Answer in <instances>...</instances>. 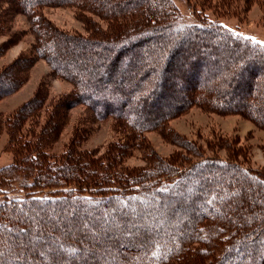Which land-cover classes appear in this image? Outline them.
Wrapping results in <instances>:
<instances>
[{
    "label": "trees",
    "instance_id": "1",
    "mask_svg": "<svg viewBox=\"0 0 264 264\" xmlns=\"http://www.w3.org/2000/svg\"><path fill=\"white\" fill-rule=\"evenodd\" d=\"M0 1L27 17L35 36V57L0 73V99L22 84L14 71L40 58L74 85L53 113L77 102L98 120L113 118L121 135L103 157L72 144L62 160L50 159L55 119L43 121L32 156L0 169V261L17 264L31 242L32 263L61 264L64 256L67 264H262L264 172L236 160H190L199 152L179 141L185 152L172 159L146 152L145 168L118 165L136 142L144 149V133L165 131L168 116L187 105L246 109L264 127V43L209 20L202 8L190 11L194 20H181L174 0ZM46 6L100 13L113 23L110 35L87 41L58 31L38 14ZM47 99L36 94L13 113L10 133L39 118ZM162 106L173 110L159 112ZM19 178L32 184L10 195L6 184ZM184 206L190 215L180 217ZM99 232L115 233L100 242Z\"/></svg>",
    "mask_w": 264,
    "mask_h": 264
},
{
    "label": "rangeland",
    "instance_id": "2",
    "mask_svg": "<svg viewBox=\"0 0 264 264\" xmlns=\"http://www.w3.org/2000/svg\"><path fill=\"white\" fill-rule=\"evenodd\" d=\"M174 3L181 20L187 22L194 20L190 11L194 10L196 15L203 10L206 12L203 15L209 20L218 21L231 30L238 29L255 41L264 43V0H174ZM38 14L58 31L87 41L102 40L109 36L110 25L113 24L100 13L76 6H46ZM2 22L4 25L0 27L2 29L0 46L4 48V51L0 55V73L5 72L17 59L26 58L27 60L35 57V36L30 31L28 18L13 12L7 3L0 1V26ZM89 47L91 50L96 49L91 45ZM72 51L84 52L83 57L86 60L87 53L84 49L75 46ZM21 67V71L14 72L23 79L22 84L16 91L0 99V169L14 162H23L25 158L32 156V140H36L34 136L38 134L43 121L45 122L46 119L48 121L51 117L55 119L54 135L46 146L50 159L54 157L62 160L66 148L72 144L80 151L91 152L92 156L100 158L106 155L111 147L120 143L121 135L117 122L113 118L98 120L88 108L77 102L76 104L71 102L64 104L65 107L59 108L61 112L58 114L56 111L52 112L66 99L65 97L75 93L73 82L57 76L40 58H35L31 64L28 63L26 66L21 64ZM247 69L250 70L248 67ZM258 76H255L256 79L260 77ZM254 83L256 80L253 81ZM42 93H45L48 99L41 116L33 120L32 117L26 118L17 132L12 130L13 133H10L11 129L8 125L13 119V113L22 109L36 94ZM172 110L173 106H162L159 112ZM244 111L218 112L196 104L182 107L178 113L168 116L165 121V131L151 130L144 133L142 138L145 144L144 149L140 148L142 146L140 142L139 146L136 142L126 156L121 158L118 168L136 170L147 167L149 159L146 152H153L158 157L167 160L177 157L179 153L185 152L177 145L179 141V143H191L199 152L197 157L192 156L190 160L204 156L208 159L220 158L232 162L236 160L245 168L264 172V127L259 126ZM31 182L26 178H19L16 184L7 183L6 185L12 187L10 189L5 187V191L10 195H15L21 192L19 189L21 185H30ZM183 208L184 211L180 213V217L190 215L189 207L184 206ZM102 233L108 235L115 232ZM97 234L100 235L101 232ZM99 241L105 240L101 237ZM16 245L17 243L13 244V247ZM103 247L104 245L99 246V252ZM32 256V243L30 242L25 253L15 258L18 260L17 264L20 262L45 263L43 260L45 257L32 263ZM57 261L67 264L69 259L63 256L56 259ZM0 264H8V261H0Z\"/></svg>",
    "mask_w": 264,
    "mask_h": 264
}]
</instances>
